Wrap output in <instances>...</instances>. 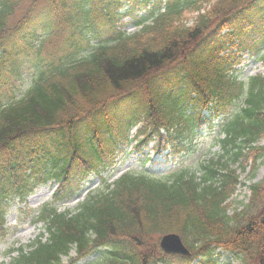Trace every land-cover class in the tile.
I'll use <instances>...</instances> for the list:
<instances>
[{
    "label": "trees",
    "instance_id": "1",
    "mask_svg": "<svg viewBox=\"0 0 264 264\" xmlns=\"http://www.w3.org/2000/svg\"><path fill=\"white\" fill-rule=\"evenodd\" d=\"M129 1L120 14L121 0H0V230L12 202L40 182L57 178L67 192L111 163L133 140L132 126L142 123L137 148L165 140L178 153L211 121L204 110L218 114L244 95L222 127L224 153L202 165L200 177L185 169L163 177L128 172L74 213L45 206L48 236L19 247L12 264H61L72 248L75 260L102 252L99 264H188L159 248L171 232L204 264L217 248L264 264V178L231 213L241 181L222 161L230 154L245 169L252 160L254 176L264 158V74L244 81L236 73L240 54L264 43V0ZM148 5V15L134 18L141 28L126 33L121 18ZM29 65L37 68L33 84L4 102L3 87ZM127 98L136 102L133 113L126 111L133 104L119 106Z\"/></svg>",
    "mask_w": 264,
    "mask_h": 264
},
{
    "label": "rangeland",
    "instance_id": "2",
    "mask_svg": "<svg viewBox=\"0 0 264 264\" xmlns=\"http://www.w3.org/2000/svg\"><path fill=\"white\" fill-rule=\"evenodd\" d=\"M124 1L122 0L121 3ZM130 4H124L123 9H128ZM140 16L146 15L145 10L138 12ZM197 13H186L187 18L192 19ZM128 24L124 25V31L127 33H133L139 30V26L132 21V18L125 17L123 19ZM104 34H102L103 36ZM92 45H97V42H92ZM259 50V51H258ZM258 52L256 54L245 53L243 57L240 54V61L237 64L238 74L240 79L247 80L252 76L264 73V43L258 45ZM88 50H82L79 53V57H83L88 54ZM34 70L26 71L20 82L11 89L7 90L5 94V101H10L14 98L21 96L23 92L27 90L34 76ZM245 96L226 106L218 114L212 115V120L202 126L200 129H196L193 134V139L189 143V146L184 151L176 155H171L169 146L164 143L156 148L155 142H152L146 146H141L138 150L135 148V142L125 147L118 155L115 161L105 169L104 176L101 174L93 173L86 181L82 182L79 187H73L74 189L70 194L63 195V198L57 196L56 189L58 182L49 181L37 186L32 194L26 201H15L11 204L8 215L6 227L0 230V264H11L16 258L17 254H11L12 248L19 247L21 245H27L34 241L41 233L47 235L46 228L43 224L35 222V217L38 215L40 209L47 203H51L58 207L59 211H75L79 204L87 197V195L93 191L99 192L106 187L103 178L107 179L108 183H112L123 173L132 172H148L156 176L169 175L182 169H188L189 171H197L198 176L202 174V165L207 164L210 160H217L223 155V150L218 144V140L222 135L223 124L230 119V117L237 112V110L243 105ZM128 102V100H127ZM130 103H124L121 106H129ZM136 105H132L127 109L128 113H133V109ZM206 115L210 113L205 112ZM136 127H133L130 136L135 135ZM163 141V140H162ZM264 143V138L260 140L259 144ZM164 147V148H163ZM229 155H225L222 161L228 162L229 166L233 169H237L240 175L241 184L238 186L236 194L232 197L230 202V211L234 209H243L249 200L250 191L249 185L253 182L251 179L254 177V181H260L264 178V158L259 160L260 165L252 177L251 161L248 162L245 169H243L239 162H233L229 159ZM252 177V178H251ZM215 257V264H242L239 260L233 258L229 253L217 252ZM75 255L74 249L71 250L69 255L63 256L61 264H74L73 257ZM101 254H97L91 258L82 260L77 264H97L100 260ZM193 264H199L195 261Z\"/></svg>",
    "mask_w": 264,
    "mask_h": 264
},
{
    "label": "water",
    "instance_id": "3",
    "mask_svg": "<svg viewBox=\"0 0 264 264\" xmlns=\"http://www.w3.org/2000/svg\"><path fill=\"white\" fill-rule=\"evenodd\" d=\"M161 246L167 253L189 254L180 236L175 234L165 235L161 240Z\"/></svg>",
    "mask_w": 264,
    "mask_h": 264
}]
</instances>
